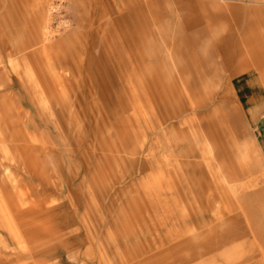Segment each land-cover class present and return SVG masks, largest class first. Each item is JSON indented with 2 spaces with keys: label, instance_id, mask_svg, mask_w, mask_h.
Listing matches in <instances>:
<instances>
[{
  "label": "rangeland",
  "instance_id": "obj_1",
  "mask_svg": "<svg viewBox=\"0 0 264 264\" xmlns=\"http://www.w3.org/2000/svg\"><path fill=\"white\" fill-rule=\"evenodd\" d=\"M178 1L0 0L4 264H264V0Z\"/></svg>",
  "mask_w": 264,
  "mask_h": 264
},
{
  "label": "bare ground",
  "instance_id": "obj_2",
  "mask_svg": "<svg viewBox=\"0 0 264 264\" xmlns=\"http://www.w3.org/2000/svg\"><path fill=\"white\" fill-rule=\"evenodd\" d=\"M173 1H176V2H178V6L179 7H181V8H183V10L185 9V15L183 16V20H182V23H183V25H184V27L185 28H192V27H194V26H197L199 23H202L201 21H200V18H199V14H198V10H196V8H195V5L192 3V2H190V1H188V3H185V2H183V1H178V0H173ZM256 4H260V1H254ZM176 9V8H175ZM118 13V12H117ZM116 13V14H117ZM204 16V15H203ZM205 17V16H204ZM127 18H128V16H127ZM119 20V19H118ZM205 22H206V24L208 23V20H207V18L205 17ZM148 33L151 35V33L148 31ZM123 36H124V38H123V40H124V42H125V44H126V47H127V51H128V53H131V55L133 56V57H138V53L135 51L136 49H135V47H134V43H133V39H132V34H131V32L128 30V31H126L124 34H123ZM164 42V41H163ZM151 53V54H150ZM157 53H158V50H156V48H154L153 50H146V52H142V51H140V57H139V59L141 60V61H143V58L144 57H146V56H143V55H148V54H150L151 56H156L157 55ZM140 73L144 76L143 78H144V81H145V83H146V85H152V86H154L155 87V83H154V81H148L147 79H146V73L142 70V69H140ZM151 87V86H150ZM36 89V88H35ZM33 97H35V96H33ZM156 99V98H155ZM6 224V226H7V228L12 232L13 231V228H12V225L10 224V225H7V223H5ZM4 262L5 261H2L1 259H0V264H4Z\"/></svg>",
  "mask_w": 264,
  "mask_h": 264
}]
</instances>
